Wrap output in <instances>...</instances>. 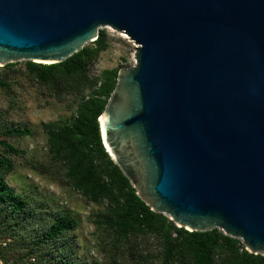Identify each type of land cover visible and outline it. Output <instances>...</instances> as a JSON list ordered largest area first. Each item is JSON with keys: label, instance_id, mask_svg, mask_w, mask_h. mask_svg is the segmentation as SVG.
<instances>
[{"label": "water", "instance_id": "95a60500", "mask_svg": "<svg viewBox=\"0 0 264 264\" xmlns=\"http://www.w3.org/2000/svg\"><path fill=\"white\" fill-rule=\"evenodd\" d=\"M105 28L137 47L98 118L112 163L177 228L264 257V0H0V67Z\"/></svg>", "mask_w": 264, "mask_h": 264}, {"label": "trees", "instance_id": "16d2710c", "mask_svg": "<svg viewBox=\"0 0 264 264\" xmlns=\"http://www.w3.org/2000/svg\"><path fill=\"white\" fill-rule=\"evenodd\" d=\"M90 45L58 64L25 62V70L51 98L60 100L66 95L79 98L69 120L43 125V130L51 160L63 170L68 186L89 203L104 205L95 223L110 233L112 246L133 240L137 247L138 238H155L159 247L157 257L132 253V264H151L153 260L158 264H264V257L248 253L240 240L217 229L188 232L177 228L138 198L129 181L110 160L100 137L98 118L115 89L119 72V69L105 70L98 77L90 76V69L108 48L103 29ZM0 87L9 89L2 80ZM3 134L24 137L30 131L9 129ZM0 145L13 155L22 154L5 141ZM13 170L11 160L0 156V261L3 264H78L72 250L66 251L68 243L64 239L78 228V220L73 217L58 215L36 238L21 241L24 235L21 232L28 228L25 223L36 216L37 208L32 209L28 201L6 184V177ZM14 255L18 257L12 263Z\"/></svg>", "mask_w": 264, "mask_h": 264}, {"label": "rangeland", "instance_id": "374dc122", "mask_svg": "<svg viewBox=\"0 0 264 264\" xmlns=\"http://www.w3.org/2000/svg\"><path fill=\"white\" fill-rule=\"evenodd\" d=\"M103 30L108 48L90 69L91 77L105 70L120 71L134 65L137 50L134 43L122 33L109 28ZM0 80L9 85V89L0 87V142L5 141L22 153L13 155L0 145V156L14 164L13 172L5 181L32 209L37 208L36 216L25 223L28 228L21 232L24 233L21 241L36 238L56 216L68 215L78 220V228L64 238L68 243L66 251L72 250L78 264H132V253L156 258L159 247L153 237L138 238L137 247L133 240L113 247L110 233L99 229L95 223L104 205L91 204L75 193L65 182L63 170L51 160L43 125L69 120L79 98L75 95H66L60 100L51 98L27 76L25 62L8 69L0 67ZM9 129H28L30 135L5 137L3 133ZM17 257L13 256L12 263ZM151 264L158 261L153 260Z\"/></svg>", "mask_w": 264, "mask_h": 264}, {"label": "built area", "instance_id": "2783aa9c", "mask_svg": "<svg viewBox=\"0 0 264 264\" xmlns=\"http://www.w3.org/2000/svg\"><path fill=\"white\" fill-rule=\"evenodd\" d=\"M111 31H113V30H111ZM96 65H94L92 68H94ZM99 76V74L98 75H94L93 77H98ZM0 264H3L1 261H0Z\"/></svg>", "mask_w": 264, "mask_h": 264}]
</instances>
